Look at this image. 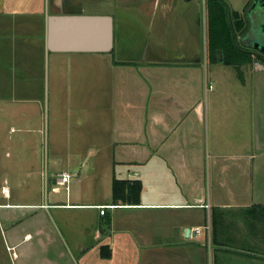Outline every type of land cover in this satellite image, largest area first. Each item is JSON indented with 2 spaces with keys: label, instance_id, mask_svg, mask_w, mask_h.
I'll return each instance as SVG.
<instances>
[{
  "label": "crops",
  "instance_id": "obj_1",
  "mask_svg": "<svg viewBox=\"0 0 264 264\" xmlns=\"http://www.w3.org/2000/svg\"><path fill=\"white\" fill-rule=\"evenodd\" d=\"M170 1L161 4L164 17ZM251 1L231 9L237 40ZM202 2L203 53L183 28L172 58L150 59L144 46L142 59H113L102 74L98 57L114 46L47 49L48 16L85 14L72 2L0 0V104L37 102L47 78L60 98L80 87V98L98 106L89 138L64 142V153L54 141L47 151L46 161L67 168L52 169L44 197L30 181L42 172L18 183L14 196L2 188L0 242L15 247L16 264H264V70L255 68L250 81L235 76L236 90L228 91L223 65L252 61L224 62L226 43L211 18H225L222 3ZM62 173L69 175L63 184ZM115 181L125 182L126 196L128 184H140L137 204L114 200Z\"/></svg>",
  "mask_w": 264,
  "mask_h": 264
},
{
  "label": "rangeland",
  "instance_id": "obj_2",
  "mask_svg": "<svg viewBox=\"0 0 264 264\" xmlns=\"http://www.w3.org/2000/svg\"><path fill=\"white\" fill-rule=\"evenodd\" d=\"M68 1L72 2L81 13L110 15L113 18L114 49L111 53L101 54L98 57L102 74H105L113 59L122 60L130 57L142 59L144 46L148 48L146 57L150 59L151 57L172 58L176 53L174 52V44L181 38L184 39L183 33H180L183 28L191 30L194 35L191 37L193 40L191 43L195 42L196 50L199 49L200 44V50L202 53L204 52L206 18L202 0H171L169 2L171 10L167 12L165 17L161 8V4L165 0H158V6L155 3L156 0ZM220 2L225 8L224 20H227L234 36L236 29L231 23V9H240L242 2L240 0H220ZM248 6L243 8L240 19L243 25H246V30L251 32V41L258 40L260 36L255 25L244 18ZM205 7L208 11L207 3ZM211 18H213L212 12ZM206 25H208V18ZM237 48L241 49L240 46ZM219 51H216L217 60H219ZM222 68L225 72V77H221L224 82L222 83L228 86L229 92H232V90H236L235 82L237 79L234 77L245 76L250 81L256 67L252 65L239 68L237 64L228 67L223 65ZM208 69L210 68L208 67ZM46 81L47 78H45L42 97L37 102L20 103L17 100L14 102L2 100L0 104V108L5 110L4 114L0 113V202L5 193L2 191L3 187L10 190V194L14 196L18 183L23 181L22 186H26L27 183L25 182H29L33 173L36 174L37 172H42V176H37L30 181L41 186L44 197L46 184L49 186L50 183L52 169L54 168V172H59L62 168H67L64 163H51L49 158L46 161V153L47 151L48 154L50 153L53 142L56 141L58 144L54 149L58 153H64L66 150L64 142H73L78 136L87 139L89 138L88 135L92 134L90 126L95 123L94 109L96 112L98 106L93 108L90 100L80 98L78 94L81 92L80 87L74 89L75 91H69L72 96L69 99H64L63 97L60 98L59 94H54L50 89L48 90ZM245 90L249 91L250 87L245 88ZM106 100V96L102 95L101 103ZM26 107L29 110L26 113L23 111L13 112ZM22 141L29 143L23 144ZM76 165L73 164L72 166L75 167ZM52 175L54 178L55 173ZM62 188L64 189V187ZM27 199L29 198L24 197V201ZM213 215L215 216V214ZM210 219L213 220L212 217L208 216V220ZM231 219L233 220H231L232 223L236 221V218ZM232 227L236 229L235 225ZM228 229L235 231L230 227ZM17 249L19 250V248ZM13 251H17L15 247L5 249L0 242V264H16L15 257L12 259ZM32 252L34 253L33 250ZM71 260L75 264V260Z\"/></svg>",
  "mask_w": 264,
  "mask_h": 264
},
{
  "label": "water",
  "instance_id": "obj_3",
  "mask_svg": "<svg viewBox=\"0 0 264 264\" xmlns=\"http://www.w3.org/2000/svg\"><path fill=\"white\" fill-rule=\"evenodd\" d=\"M250 17L251 24L255 25L260 37L251 41V32L247 30L241 40L248 47L257 49L258 53L248 52L260 58V54H264V9L259 11L256 17ZM46 28V45L51 51L107 52L114 46V21L110 15H51L47 18ZM234 39L239 47L235 33ZM218 56L220 60L221 51ZM254 67L264 70V63L256 61ZM188 231L186 228V235Z\"/></svg>",
  "mask_w": 264,
  "mask_h": 264
},
{
  "label": "trees",
  "instance_id": "obj_4",
  "mask_svg": "<svg viewBox=\"0 0 264 264\" xmlns=\"http://www.w3.org/2000/svg\"><path fill=\"white\" fill-rule=\"evenodd\" d=\"M220 5H221V8H223V10H225V8L222 7L223 5L222 4H220ZM213 21H214V24L216 26L215 27V30L217 32L216 36L218 37V39L220 41H224L226 43V45H225L226 50L224 49L225 55L223 58L224 62L227 64H235V63H240V62H251L252 61L251 55H249L246 52L241 51L235 45V43L233 41L231 28H230L229 24L227 23V20L221 19L217 14L213 17ZM238 21H239L238 23L241 22V24H239V25H243L241 19ZM233 26H234V29H236V25L234 22H233ZM112 51L113 50H111V52ZM116 63H124V62L116 61ZM123 183H125V182H117V181L114 182V185H113V198H114V200L115 201H118V200H124L125 201L127 198L128 201L129 200L134 201V204H137L139 192L141 189L140 184L138 182H135V181L128 184V196H126L122 186L120 187V184H123ZM101 252H102L101 255L103 257H108L110 255V252L104 253L103 248H102Z\"/></svg>",
  "mask_w": 264,
  "mask_h": 264
},
{
  "label": "flooded vegetation",
  "instance_id": "obj_5",
  "mask_svg": "<svg viewBox=\"0 0 264 264\" xmlns=\"http://www.w3.org/2000/svg\"><path fill=\"white\" fill-rule=\"evenodd\" d=\"M263 5H264V0H252L251 3H249V6L244 13V18H246L245 20L249 21L251 19L250 15H252L253 18L256 17V15H258V12L261 11L262 9H264ZM245 32L242 33L238 38V44L241 47L240 50L247 52L249 55H251V58H252L251 59L252 60L251 65H254V62H256V61L264 63V54H260V58L263 59V60H261L260 58L253 55L254 52H256V53L259 52L257 49L248 47L247 45H245L244 42H242L241 39L244 36ZM248 51L253 52V53H249Z\"/></svg>",
  "mask_w": 264,
  "mask_h": 264
},
{
  "label": "built area",
  "instance_id": "obj_6",
  "mask_svg": "<svg viewBox=\"0 0 264 264\" xmlns=\"http://www.w3.org/2000/svg\"><path fill=\"white\" fill-rule=\"evenodd\" d=\"M68 179H69V175L66 174V173H62V174L59 175V182H60L61 184L67 182ZM104 207H105V206H100V213H103V212H104Z\"/></svg>",
  "mask_w": 264,
  "mask_h": 264
}]
</instances>
